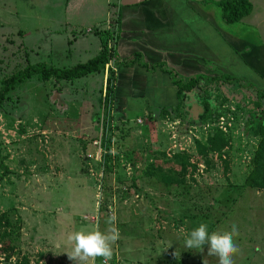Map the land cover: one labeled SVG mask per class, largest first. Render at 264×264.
Returning a JSON list of instances; mask_svg holds the SVG:
<instances>
[{
	"label": "rangeland",
	"instance_id": "rangeland-1",
	"mask_svg": "<svg viewBox=\"0 0 264 264\" xmlns=\"http://www.w3.org/2000/svg\"><path fill=\"white\" fill-rule=\"evenodd\" d=\"M6 30L0 85L26 56L38 61ZM109 64L73 84L24 83L0 108V158L9 170H0V264H75L67 237L81 227L105 231L113 212L120 238L108 264H218L207 245L185 247L201 222L210 232L235 224L234 264H264V188L247 184L261 138L244 129L258 112L259 85L216 84L218 119L202 114L196 94L182 96L169 113L129 119L119 116L115 97L106 132ZM129 109L139 113L137 104Z\"/></svg>",
	"mask_w": 264,
	"mask_h": 264
},
{
	"label": "crops",
	"instance_id": "crops-1",
	"mask_svg": "<svg viewBox=\"0 0 264 264\" xmlns=\"http://www.w3.org/2000/svg\"><path fill=\"white\" fill-rule=\"evenodd\" d=\"M218 1L0 0L6 19L0 18V25L18 36L37 63H85L99 53L101 35L107 32V47L119 60L139 56L149 66H162L114 68L115 97L123 107L119 116L144 118L177 105V89L164 70L183 78L230 76L264 86V0H248L251 14L234 24L223 22L221 9L213 4ZM60 54L67 63L57 60ZM133 104L139 113L129 109Z\"/></svg>",
	"mask_w": 264,
	"mask_h": 264
},
{
	"label": "trees",
	"instance_id": "trees-1",
	"mask_svg": "<svg viewBox=\"0 0 264 264\" xmlns=\"http://www.w3.org/2000/svg\"><path fill=\"white\" fill-rule=\"evenodd\" d=\"M213 4L221 9L222 20L226 24L238 23L252 12V5L248 0H220L218 2H213ZM110 36L111 35L107 32L101 35V50L96 56L85 63H80L69 68H60L44 62L31 64L26 56L25 65L4 77L1 81L0 108L11 99V92L17 90V88L24 83L34 80L36 84H45L53 80L56 85H61L62 83L73 84L76 81L86 78L88 75L97 74L101 70H104V67L113 59L115 60L113 67L107 69L106 87L103 97L104 115L102 122L107 132L110 121L112 120L111 107L115 98L116 75L114 68L118 66L132 67L135 64L148 70H154L156 67H160V69L163 68L159 65L149 66L144 63L139 56H134V58L129 61L119 60L116 54L114 55L113 51L107 47V41L110 39ZM163 72L170 75L171 82L177 89L176 109H179L180 98L182 96L187 93L196 92L198 104L202 108V114H211L216 119L222 116V112L219 109V105H217L218 102L215 100L212 88L220 83L229 85L237 84L239 87L246 88L245 84H243L239 78L230 76L208 79L200 76L196 78H183L178 77L170 70H164ZM253 93H255L254 103L258 112L252 114V120L246 122L244 129L247 132H252L259 136L261 140L256 153V169L248 175L247 184L250 187L264 188V86L253 90ZM165 111L169 113L168 110ZM202 114L198 116L199 119L203 117ZM105 141H107L106 138ZM3 161L4 158H0V170H2L4 175H7L9 170L3 165Z\"/></svg>",
	"mask_w": 264,
	"mask_h": 264
},
{
	"label": "clouds",
	"instance_id": "clouds-1",
	"mask_svg": "<svg viewBox=\"0 0 264 264\" xmlns=\"http://www.w3.org/2000/svg\"><path fill=\"white\" fill-rule=\"evenodd\" d=\"M106 223L109 227L101 231L98 227L88 229L81 227L78 231L70 234L67 239L72 244V249L67 253L68 258L75 264H87L92 261L95 264L97 257L103 258V264H108L113 256V245L120 238L117 227V216L111 213ZM239 235L238 227L233 224L231 231L210 232L209 224L201 222L198 227L190 231L185 239L187 249H204L207 245L209 256H216L218 264H234L233 257L239 248L235 237Z\"/></svg>",
	"mask_w": 264,
	"mask_h": 264
},
{
	"label": "built area",
	"instance_id": "built-area-1",
	"mask_svg": "<svg viewBox=\"0 0 264 264\" xmlns=\"http://www.w3.org/2000/svg\"><path fill=\"white\" fill-rule=\"evenodd\" d=\"M88 32H90V30H88Z\"/></svg>",
	"mask_w": 264,
	"mask_h": 264
}]
</instances>
